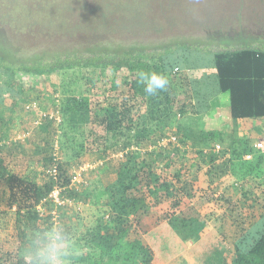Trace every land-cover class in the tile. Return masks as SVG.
Instances as JSON below:
<instances>
[{"label":"trees","instance_id":"trees-1","mask_svg":"<svg viewBox=\"0 0 264 264\" xmlns=\"http://www.w3.org/2000/svg\"><path fill=\"white\" fill-rule=\"evenodd\" d=\"M2 21L0 184L21 234L15 250L0 247V264H40L54 230L64 237V264H159L190 240L203 264H264V151L255 148L258 138L251 132L254 122L264 120V46L243 40L236 50L215 51L212 45L191 48L175 40L156 50L139 41L137 30L128 29L109 31L112 37L105 33L80 51L19 59L18 28L14 23H8L12 30L4 27ZM151 34L167 37L159 28ZM141 72L163 74L166 89L148 95ZM223 99L232 132L214 122ZM31 104L54 112L60 121L47 117L36 126ZM26 114L33 118L27 135L35 127L45 136L36 160L33 140L22 144L6 138L8 117ZM14 149L21 156L26 151L29 172H12L6 165ZM116 152L121 157L114 175L107 181L97 178L96 193L84 181L71 187L74 169L84 165L86 154L100 161ZM223 179L232 184L224 186ZM56 188L64 206L56 207L50 198ZM210 197L239 213L232 223V253L224 234L205 238L209 223L197 205ZM69 199L84 203L89 216L70 221L67 214L62 224V211L72 210ZM156 211L164 215L163 222L142 232L141 219Z\"/></svg>","mask_w":264,"mask_h":264},{"label":"rangeland","instance_id":"rangeland-1","mask_svg":"<svg viewBox=\"0 0 264 264\" xmlns=\"http://www.w3.org/2000/svg\"><path fill=\"white\" fill-rule=\"evenodd\" d=\"M0 19L7 22L4 27L12 30L8 23H14L12 26L18 28L17 31L20 30V33L15 32L14 37V40L22 46V51L18 54L22 58L19 59L40 57L48 52L64 55L66 51H80L81 47L93 46L100 38L104 39L105 33L108 38L112 37L109 31L119 34L128 29L137 30L139 41L148 48L156 50L163 49L162 43L175 40L190 45L191 48L210 49L208 45H212L211 48L215 51L236 50L243 40H248L246 42L253 45L264 46V0H0ZM109 19L115 20L109 21ZM2 20L0 24L3 23ZM155 28H159L167 37L157 38L155 34L152 35L151 32ZM88 39L92 40L91 44L88 43L90 42ZM225 98L227 99V96ZM43 110L51 112L48 109L43 108ZM8 121L11 123L6 138L10 139L11 143L18 141L22 144L33 140L31 155L35 160L39 158L38 145H43L45 136L43 131L35 127L33 135H27V129L33 122L32 116L26 114L23 118L11 117V120L8 117ZM24 154L21 156L16 149L11 151L10 155L6 154V165L12 172L27 173L31 170V166L28 165L29 159H26V151ZM120 157L121 153L116 152L106 160L97 161L94 155L86 154L82 166L83 181L90 183L96 193L100 188L97 178L103 177L107 181L114 175L113 170ZM35 169L43 171L40 166L35 165ZM76 170L78 169H74V172ZM223 181L227 186L232 184L230 179ZM79 185L73 183L71 187L75 188ZM3 189V184H0V247L11 252L19 246L21 232L18 229L15 208L13 210L8 208L7 196ZM70 203L69 206L72 208L69 209L72 210L61 213L62 224H64L63 217L67 214L70 221L75 220L76 217L89 216V210L84 203L75 204L72 199ZM219 205V201L215 198H211L208 202L206 198L198 200L197 207L209 223L205 238H213L216 233L224 234L227 245L232 246L234 236L231 230H235L232 223L239 220L240 216L234 208ZM163 218L164 215L157 211L143 217L140 221V230L151 231L163 222ZM60 220L61 218H58V224ZM81 229L82 226L79 231ZM183 246L182 250L169 261L159 262L161 260H157V255V262L203 264L196 255L193 241L185 242ZM176 248L177 246L174 247ZM228 257L230 258V254ZM213 260H218L217 254L213 256Z\"/></svg>","mask_w":264,"mask_h":264},{"label":"clouds","instance_id":"clouds-1","mask_svg":"<svg viewBox=\"0 0 264 264\" xmlns=\"http://www.w3.org/2000/svg\"><path fill=\"white\" fill-rule=\"evenodd\" d=\"M140 83L145 85L144 91L148 95H156L166 89L168 81L163 74L151 72L140 73ZM64 237L55 230L48 234V242L41 252L40 264H64Z\"/></svg>","mask_w":264,"mask_h":264},{"label":"built area","instance_id":"built-area-1","mask_svg":"<svg viewBox=\"0 0 264 264\" xmlns=\"http://www.w3.org/2000/svg\"><path fill=\"white\" fill-rule=\"evenodd\" d=\"M177 71H178V69L176 68L174 73H176ZM29 108H32L33 109V113L37 115V118L34 121V124L36 126L41 125L42 122L44 121V119L47 118V117L49 119H55L57 121H60V117L57 114H54V112H50L49 113L48 111H45L42 108H39V106H37L35 104L29 105ZM255 148L257 150L264 151V133L255 142ZM220 149H221L220 145L219 144H216L215 145V150L216 151H219ZM251 158H252L251 155H247L246 156V159L247 160H250ZM83 172H84V167H80L78 170H76L75 171V177L73 179V182H75V183H81V182H83ZM52 174L53 175L56 174V169L53 170V173ZM60 194H61V190L59 188H56L52 192V194L50 195V198L53 200V203L56 205V207L64 206L67 203L65 200H63L61 198ZM39 210H42V208L39 207ZM53 214H54L53 221L56 224H58V218H59L58 212L57 211H53Z\"/></svg>","mask_w":264,"mask_h":264},{"label":"crops","instance_id":"crops-1","mask_svg":"<svg viewBox=\"0 0 264 264\" xmlns=\"http://www.w3.org/2000/svg\"><path fill=\"white\" fill-rule=\"evenodd\" d=\"M222 105L224 106L222 110H219L215 113V120L214 122L218 125L219 129L222 130L223 132H232L231 129L233 127V120L230 116L229 108L227 106V100H223ZM252 135L255 138H258L263 135L264 133V120L261 121H256L253 124V128L251 130ZM242 132L238 131L237 135L241 136ZM227 186V185H224ZM229 246V245H228ZM232 248L231 253L234 249V247L230 246Z\"/></svg>","mask_w":264,"mask_h":264}]
</instances>
